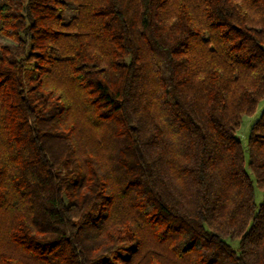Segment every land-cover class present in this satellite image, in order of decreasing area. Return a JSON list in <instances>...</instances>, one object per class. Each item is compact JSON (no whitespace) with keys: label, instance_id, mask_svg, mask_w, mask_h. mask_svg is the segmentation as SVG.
<instances>
[{"label":"trees","instance_id":"16d2710c","mask_svg":"<svg viewBox=\"0 0 264 264\" xmlns=\"http://www.w3.org/2000/svg\"><path fill=\"white\" fill-rule=\"evenodd\" d=\"M0 36V264H264V0H0Z\"/></svg>","mask_w":264,"mask_h":264},{"label":"rangeland","instance_id":"374dc122","mask_svg":"<svg viewBox=\"0 0 264 264\" xmlns=\"http://www.w3.org/2000/svg\"><path fill=\"white\" fill-rule=\"evenodd\" d=\"M0 42H10L8 39H5L3 37L0 36ZM264 104V101H261L258 105V107L256 108L255 112L252 115H243L241 118V122L239 127L236 130V136L239 138L242 146L245 148L246 146V137H247V133H248V129L250 124L252 123V121L257 117L258 113L260 112L262 106ZM262 196V192L259 191L257 188H255V199L256 202L258 203L261 199ZM231 244L233 245V247H237V243L236 241H231ZM7 246L6 244L1 240L0 243V251H6Z\"/></svg>","mask_w":264,"mask_h":264}]
</instances>
